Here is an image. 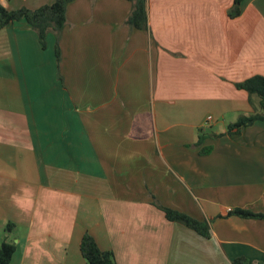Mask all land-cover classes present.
<instances>
[{
    "label": "crops",
    "instance_id": "obj_1",
    "mask_svg": "<svg viewBox=\"0 0 264 264\" xmlns=\"http://www.w3.org/2000/svg\"><path fill=\"white\" fill-rule=\"evenodd\" d=\"M233 2L147 0L148 30H137L125 24L126 0H74L45 48L24 21L0 29V245H15L9 264H86L84 233L117 264H264V220L228 216L264 213V122L194 146L199 132L222 134L260 111L234 85L264 76V0H244L230 18ZM153 200L215 219L210 238L169 222Z\"/></svg>",
    "mask_w": 264,
    "mask_h": 264
},
{
    "label": "trees",
    "instance_id": "obj_2",
    "mask_svg": "<svg viewBox=\"0 0 264 264\" xmlns=\"http://www.w3.org/2000/svg\"><path fill=\"white\" fill-rule=\"evenodd\" d=\"M74 0H54L51 4L40 6L37 9L29 10L25 8L17 10H6L0 6V29L18 21H24L38 36L39 43L42 48L46 46V37L49 33L60 35L66 23V8L68 4ZM132 8L126 19L125 24L130 29L148 30L147 23V0H126ZM244 0H234L229 17L235 18L240 14V6ZM55 56L57 62L60 61V52L58 45L55 48ZM235 88L242 90L248 94V97L256 96L259 99L260 111L248 116L241 115L238 119L227 126V129L222 134H202L199 132L195 147H200L207 138H219L223 135L239 134L242 128L252 126L256 122H264V76H252L240 83H236ZM211 147H203L200 150L201 155H207L211 152ZM152 205L164 213L166 220L173 223H178L187 229L195 232L204 239H209L211 236L210 221H198L184 213L158 205L154 200ZM228 216H235L240 219H256L264 220V213H253L249 210L235 209ZM13 225H7L6 232L10 233ZM79 250L86 264H117L114 255L110 251H102L99 249L94 238L84 233L81 237ZM15 252V245L7 241L0 245V264H9ZM231 264H248L244 258H237Z\"/></svg>",
    "mask_w": 264,
    "mask_h": 264
},
{
    "label": "rangeland",
    "instance_id": "obj_3",
    "mask_svg": "<svg viewBox=\"0 0 264 264\" xmlns=\"http://www.w3.org/2000/svg\"><path fill=\"white\" fill-rule=\"evenodd\" d=\"M214 131H220L221 129L220 128H216V129H213Z\"/></svg>",
    "mask_w": 264,
    "mask_h": 264
}]
</instances>
